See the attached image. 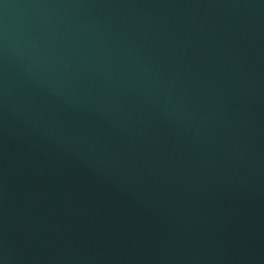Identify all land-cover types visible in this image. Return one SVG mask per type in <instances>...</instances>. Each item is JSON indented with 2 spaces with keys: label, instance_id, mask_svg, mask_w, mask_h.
Here are the masks:
<instances>
[{
  "label": "water",
  "instance_id": "1",
  "mask_svg": "<svg viewBox=\"0 0 264 264\" xmlns=\"http://www.w3.org/2000/svg\"><path fill=\"white\" fill-rule=\"evenodd\" d=\"M0 264H264V0H0Z\"/></svg>",
  "mask_w": 264,
  "mask_h": 264
}]
</instances>
